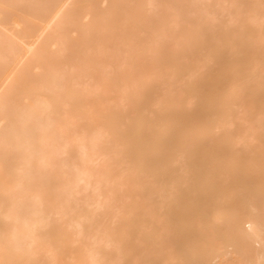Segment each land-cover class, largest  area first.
<instances>
[{
	"label": "bare ground",
	"instance_id": "obj_1",
	"mask_svg": "<svg viewBox=\"0 0 264 264\" xmlns=\"http://www.w3.org/2000/svg\"><path fill=\"white\" fill-rule=\"evenodd\" d=\"M0 264H264V0H0Z\"/></svg>",
	"mask_w": 264,
	"mask_h": 264
}]
</instances>
